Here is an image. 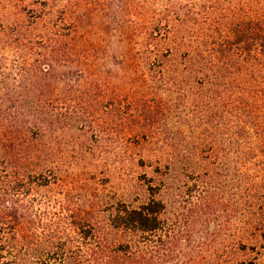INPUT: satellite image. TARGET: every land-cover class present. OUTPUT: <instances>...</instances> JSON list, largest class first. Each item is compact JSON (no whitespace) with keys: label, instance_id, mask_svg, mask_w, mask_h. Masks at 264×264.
I'll use <instances>...</instances> for the list:
<instances>
[{"label":"trees","instance_id":"trees-1","mask_svg":"<svg viewBox=\"0 0 264 264\" xmlns=\"http://www.w3.org/2000/svg\"><path fill=\"white\" fill-rule=\"evenodd\" d=\"M74 1L75 8L62 10L60 22L45 30L40 67L30 71L45 93L55 78L67 88L91 83L93 91L80 96L82 112L61 109L63 123L95 114L98 102L92 97L99 90L110 109H124L128 136L148 140L155 137L141 124L160 125L156 115L170 110L166 98L176 95L182 105L195 95V106L216 110L223 138L234 134L239 148L247 139L253 151L247 156L259 154L264 146V0ZM171 58L181 63L173 66ZM175 109L181 122L183 110ZM205 121L209 128L210 117ZM62 129L69 131L68 124ZM160 136V149L171 145ZM22 143L13 135L0 155V264H61L72 258L90 264L84 248L99 239V213L106 214L107 229L154 244L150 259L166 257L171 245L183 240L182 224L169 221L159 197L167 188L168 163L156 162V179L145 181V202L135 207L95 203L86 199L85 188L75 186L73 175L36 170L40 154ZM114 242L116 256L129 252L123 238Z\"/></svg>","mask_w":264,"mask_h":264},{"label":"rangeland","instance_id":"rangeland-1","mask_svg":"<svg viewBox=\"0 0 264 264\" xmlns=\"http://www.w3.org/2000/svg\"><path fill=\"white\" fill-rule=\"evenodd\" d=\"M138 1L143 5L144 0ZM76 5L74 0H0V155L18 136L25 148L40 154L36 170L55 168L73 175L91 202L122 201L134 207L148 198L145 181L155 178L156 162L169 164L167 188L159 197L167 204L169 221H180L185 230L181 243H173L166 257L150 259L154 244L107 229L106 214L98 212L99 239L84 248L90 264H264V146L252 158L247 139L239 148L234 134L223 138L215 109L195 106V95L182 105L176 95L166 98L170 110L156 115L160 125L141 124L155 137L146 140L128 136L124 109H110L98 90L92 97L98 102L95 114L86 119L75 115L63 123L61 109L82 112L80 96L92 89L91 83L67 88L55 78L45 93L43 82L30 71L40 67L45 30L60 22L62 10L69 13ZM169 63L181 62L171 58ZM175 108L183 110L181 122ZM66 123L69 131L62 129ZM159 135L172 146L160 149ZM121 237L130 250L116 256L112 240ZM76 262L72 258L61 264Z\"/></svg>","mask_w":264,"mask_h":264}]
</instances>
